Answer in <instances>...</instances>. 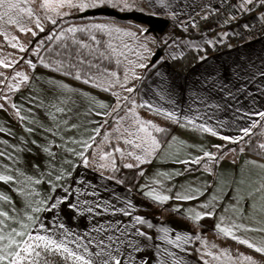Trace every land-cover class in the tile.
Masks as SVG:
<instances>
[{"label": "snow or ice", "instance_id": "6c2138e0", "mask_svg": "<svg viewBox=\"0 0 264 264\" xmlns=\"http://www.w3.org/2000/svg\"><path fill=\"white\" fill-rule=\"evenodd\" d=\"M150 2L161 5V10L172 7L169 0H150ZM225 4L237 14H252L255 11L257 15H254L253 19L264 22V0H237L235 4L225 0ZM105 7L125 11L131 8V4L129 0H0V36L14 49H19L21 52L31 51L37 60L34 62L28 58L25 63L33 72L39 64L63 77H70L82 84L108 92L115 98L114 105H110L102 100L97 101L86 92L80 93L75 87L62 80L47 81L58 92V96L57 103L50 105L49 116L52 126L43 129L54 139L49 141V146L44 147L43 151L54 160L57 153L52 151V148L55 147L73 159L64 160V164L68 167L56 168L50 162L51 171L44 173L43 178L37 179L25 176L22 172L14 175L12 174L14 170L9 165H0V182L19 185L15 190L25 196L28 201L26 211L19 213L12 206L11 198L0 192V264H166L168 258H170L169 264H186L176 250L187 253V246L194 242L201 244V248L196 249L201 264H264V261H258L251 254L238 250L233 254L230 249H219L216 244L203 239L199 234L174 232L169 227L158 228L160 235L155 239L167 246H172L175 250L167 246L161 248L157 243H150L154 241V236L147 231L156 226L144 216L134 214L136 205L130 197H121L114 190L110 191L107 184H93L84 176L73 179L75 169L82 165L86 169L94 170L103 180L124 185V179L117 178L121 168L134 169L150 163L157 153L164 150L165 145L161 141L169 129L152 119L142 117L138 109L154 112L177 127L190 128L217 136L219 133L216 128L207 123L213 115L209 110L219 111L221 107L229 105L222 106L210 102L213 93H218L222 98L227 97L229 100L238 101L241 94L254 99L247 91L246 85L259 77L262 88L256 91L264 96V63H262L257 71H252L247 64L229 69L230 75L238 82L232 87H226L221 74L206 80L204 83L207 94L193 93V104L189 105L186 111L180 109L175 100L169 101L173 105L171 109L154 105L147 100L138 101L135 96L136 87L132 84V80H139L142 77L136 75L134 69L148 68L149 65L143 62L147 60V57L141 56L127 41L122 40L120 44L113 43V40L119 36L138 40L137 33L125 31L109 23L68 24L66 27L63 24L58 25V20L66 23L64 18L70 17L73 10L84 12ZM218 9L219 5H217ZM213 11L215 10L208 9L207 15L203 18L207 19ZM235 19L236 16H231L229 22ZM45 21L56 27L45 39L38 40L30 48L20 43L18 37L9 36L8 29L15 28L20 33L37 37L45 31ZM192 26H195L194 22ZM243 27L248 29L251 26L245 24ZM78 34H82L87 40L81 39ZM98 34L107 36L108 39L102 41L98 39ZM227 35L228 33L223 34L225 37ZM219 42L223 43V39ZM207 43L213 42L208 40ZM137 47L145 52L151 51L146 40L138 43ZM126 51L136 55L137 61L128 59ZM113 58L117 67L125 61L131 65L125 69L122 78L119 72L102 67L103 62L111 61ZM200 59L203 60L206 57H200ZM21 60H24L23 56L19 60L0 59V66L14 68ZM0 77H3V73H0ZM10 79L13 83L0 80V84H4L7 92L18 91L21 85L30 82L31 77L25 71H15ZM233 87L235 92L232 91ZM73 95L89 97L91 107L88 109V115L100 117L98 121H91L95 127H92L90 131L83 125L69 122L72 113L70 105L74 106V101L71 99ZM60 96L64 99H60ZM160 98H164L162 93ZM0 99L10 103L21 121L28 119V116L21 115L22 109L17 104L11 103V96L3 89H0ZM28 100L31 102L32 97ZM2 109L4 104L0 103V110ZM27 112L31 115V108L27 109ZM61 114L68 119L61 120L59 118ZM234 115L241 121L247 119L248 126L240 127L237 136L223 135L220 138L230 143L243 142L245 147H241L240 152L246 149L254 151L261 161L251 160L249 163L264 172V111L244 112L241 106L234 110ZM32 123L36 124L35 119ZM217 123L223 127V122ZM82 127L87 133L86 137H65L62 134L65 130L79 131ZM5 131L8 130L0 127V133ZM26 132L34 133L35 128L28 127ZM253 136L261 139L253 141ZM57 137L60 140L58 144L55 139ZM98 137H100L99 141ZM175 141L176 137H172V142ZM0 143L8 145L7 140ZM121 144L125 147H121ZM168 146L171 147V143ZM11 147L15 149V145ZM215 147L218 150L221 148L220 145ZM229 151L235 152V149ZM4 157L10 161L16 160V157L7 151L0 150V158ZM76 159L80 161L79 164L74 162ZM219 160L220 156L211 151H204L202 156L192 160L178 159L176 162L188 166L200 165L202 161H211L215 164ZM206 171L214 174L210 166H206ZM139 175L143 176L144 172L141 170ZM158 175L171 179L172 174ZM152 183L160 185L163 189L162 180L156 179ZM41 184L49 185V195L41 197L40 193L32 187V185ZM58 190L62 195H56ZM138 190L160 204L173 199L192 201L204 195L199 188H187L174 193L172 189L158 191L148 184L139 185ZM128 191L131 192V189ZM104 193L108 194V198H105ZM256 194H259L260 199L264 201V178H261L259 185L250 191L248 196ZM219 199V196L214 195L210 202L200 206V211L188 209L187 218L198 225L205 217L216 216ZM243 199H246L244 195L238 196L236 202L229 205L224 210V214L218 217L219 222L215 225L217 234L264 256V226H253V223L247 221L244 210L239 204V201ZM65 205L76 214L73 220L76 216L87 219L88 225L85 230L79 231L67 226L59 214L62 206ZM253 209L255 210V205ZM175 210L179 211V209ZM260 211L264 212V208ZM42 213L54 214L50 220H45ZM249 233H258L260 236L256 238ZM149 249H155V253L148 251Z\"/></svg>", "mask_w": 264, "mask_h": 264}, {"label": "crops", "instance_id": "0c3cea01", "mask_svg": "<svg viewBox=\"0 0 264 264\" xmlns=\"http://www.w3.org/2000/svg\"><path fill=\"white\" fill-rule=\"evenodd\" d=\"M232 1L237 3V0ZM206 2V0H197V5L199 6H197V14L195 15L200 17L199 19L207 15L208 9L212 8V6L203 7L201 4L210 6L217 1L215 3ZM82 14L83 13L78 16H82ZM157 16L163 15L160 14ZM208 16L212 17L213 14ZM231 16H236V19L229 22ZM222 17V19H219L222 24H231L232 22L239 21L241 17L245 19L249 17V15L237 14V12L233 10H228ZM258 22L260 21L256 23ZM253 24H255V22L251 23L250 26ZM256 35L250 38H243L241 41L230 42L233 35L229 34L223 43L214 45L216 48L215 51L201 56L206 57V59L201 60L199 58V60L187 71L178 69L172 61L168 62L166 66L160 67L158 70L150 71L140 86L137 96L138 101L147 100L154 105L171 109L173 105L170 104L169 101L175 100L180 109L186 111L189 105L193 104V93L206 95L207 90L204 82L216 78L217 74L222 75L223 80L226 82V87H232L233 84H237L238 82L230 75L229 69L237 65L247 64L252 71H257L260 65L264 63V34L261 36ZM30 77V82L16 91L11 101V103L17 104L22 109L21 115L28 116V119L21 121L15 112H11L8 107L5 106L4 109L0 110V127H4L8 130L0 133V141H8V145L0 143V150H5L16 157L15 161H10L6 157L0 158V165H9L14 170L12 173L14 175H19V173L22 172L25 176H31L33 179H37L43 178L44 173L51 171L50 162L54 164L56 168H60L61 166L68 167L64 164V160L73 159L61 149L55 147L52 148V151L57 153V157L54 160L49 157L48 153L43 151L44 147L49 146V141L54 139L52 135L43 129L52 126L49 110L51 104L57 103L58 96V92L54 90L47 81L50 79L62 80L70 86L75 87L80 93L86 92L90 97H95L97 101L102 100L110 105H114L115 98L108 92L82 84L71 78L63 77L41 66H37L34 72L31 71ZM260 88H262L261 81L259 77H256L253 82L246 85L247 91L254 99H249V97H245L241 94L238 101L229 100L227 97L222 98L218 93H213L210 102L218 103L222 106L226 104L229 105L228 107H221L219 111L214 109L209 110L213 115L210 120H207V123L215 127L219 135L212 136L210 133H203L191 130L190 128L186 129L175 126L173 132L164 143V150L157 153L156 157L152 159L144 171V175L137 185V191L131 190V192H129L127 188L113 181L103 180L94 170L86 169L82 165L75 169L73 179L84 176L91 180L93 184H107L110 191L114 190L115 193L121 197H130L136 205L134 214L144 216L156 226L154 229H147V231L154 236V241L150 243H157L161 248L167 245L155 239L160 235L157 231L160 227H169L173 229L174 232L193 235H195L196 232L192 230L189 221L182 216H171L164 220H159L155 215L138 213V209H151L153 207V200L138 190L139 185L148 184L151 187H155L158 191L172 189L174 193L187 188H199L204 192V195L199 196L196 200L176 201L173 199L164 203V205L174 210L179 209L178 212L185 217H187L186 213L188 209L200 211V206L202 204L210 202L214 195L219 196L217 215L212 217L214 228L219 222L218 217L224 214V210L228 208L229 205L235 203L238 196L244 195L246 199L240 200L239 204L244 210L247 221L253 223V226H264V212L260 211L261 208H264V201L260 199L259 194L248 196V193L259 185L261 178H264V172L253 167L249 163L251 160L261 161L260 157L247 151L240 152L242 145H237L230 148L235 149V152H230V149L226 150L218 163L214 164L211 161H205L202 167L195 171H187L186 165L176 162L178 159L192 160L197 156H202L204 151H211L217 155L218 149L215 147L216 145L222 147L230 143L221 139V136H237L239 135L238 129L243 126H248L249 124L247 119L241 121L238 116L234 115V110L236 108H241L242 106L244 112L249 110L253 112L257 110L264 111V96L256 91ZM232 91L235 92L234 87ZM161 93L164 96L163 99L160 98ZM29 97H32L31 102L28 100ZM60 99H64V97L60 96ZM71 99L74 101V106L70 105V107H72V113L70 114L69 122L83 125L90 131L92 127H95L91 121H98L100 117L88 115V109L91 107L89 97L73 95ZM29 108L32 110L31 115L27 112ZM59 118L61 120L68 119V117L63 114H61ZM33 119L36 121L35 125L32 123ZM218 121L223 122V127L219 126L217 123ZM199 122L200 121H198V123ZM28 127H34L35 132H26V128ZM62 134L65 137L74 136L77 138L81 136L86 137L87 135L83 127L80 128L79 131L68 132L65 130ZM172 137H176L175 142H172ZM55 139L57 144L60 143L58 137ZM33 141H35V143H33ZM180 142L183 143L181 144ZM169 143H171V147L168 146ZM12 145H15V149L11 147ZM74 162L76 164L80 163L78 159L74 160ZM206 166L212 167L214 174H210L206 171ZM17 169L18 171H15ZM160 173L172 174L171 179L159 176L158 174ZM176 173L181 174L175 175ZM156 179L163 181V189L160 185H154L152 183ZM242 181L243 183H241ZM18 187L19 185L17 184L0 182V192H3L11 198L12 206L17 212L23 213L27 209L28 201L25 196L15 190ZM32 187L35 188L36 192L40 193L41 197L50 194L49 185L47 184L32 185ZM56 195H62V193L58 190ZM103 195L105 198H108L107 193ZM253 205H255V210L253 209ZM53 214L54 213H42L41 215L45 220H50ZM59 214L70 228L83 231L88 225L86 218L76 216V219L73 220L76 214L73 210L68 209L66 205L62 206V210H60ZM249 235L256 238L260 236L258 233H249ZM222 244H224V242H222ZM224 246L227 248L225 244ZM167 247L171 250H175L172 249V246ZM188 247L189 246H187V248ZM236 249L242 250L246 254L253 255L258 261H264V256L247 249L246 246L242 245V247L239 246ZM148 251L155 253V249H149ZM176 251L178 255L186 261V264H201L199 257L191 254L189 248L187 253L180 250ZM235 252L236 251L232 253L235 254ZM169 261L170 258L166 260V264H169Z\"/></svg>", "mask_w": 264, "mask_h": 264}, {"label": "rangeland", "instance_id": "374dc122", "mask_svg": "<svg viewBox=\"0 0 264 264\" xmlns=\"http://www.w3.org/2000/svg\"><path fill=\"white\" fill-rule=\"evenodd\" d=\"M206 1L208 3L209 2L215 3L217 1L213 5L210 3L211 4L210 6H205L204 4H201L203 7L212 6L211 9L215 11L217 9V5L220 6V3L223 2L221 0H206ZM129 3L131 4L130 9L125 10V11H120V9L117 8L116 10L119 12H128V11L137 10V11H141V12H144L146 14H151V15L161 14L165 17H169L170 25L167 27V29L164 32L159 33V34H154L152 32L151 33L147 32V29H148L147 25L142 24V23L123 22V21H118L114 19H105V17L96 19V20H91L90 23H109L116 27L122 28L125 31L137 33V36L139 37L138 40L127 37V36H119L118 38L113 40V43L120 44L122 40L127 41L129 44H131L132 48L135 51L141 54V56L147 57V60H144L143 62L147 63L149 67L152 64L155 54L160 49V46H163L160 62L158 65H156V67L153 70H158L160 67L166 66L168 62L173 61L174 59L180 57L181 55H183L185 52L189 50H197L200 48H204L208 44L207 43L208 40H211L213 42L212 44H208L211 46H214L220 43L219 41L221 39L225 41L226 37L229 34L231 35L237 34L245 30L246 28L243 27L245 24L250 25L251 23L258 21V20L253 19V16L257 15V12L254 11L252 14H249V17L245 19L241 17L239 21L231 23L226 26H222L217 31H213V32L204 31L203 34H201L198 37H190L184 34V30H188L189 27H193L192 26L193 22L195 24L194 27L200 30L199 23L201 19H199L200 17H197L195 15L197 14L196 12L197 6H199L197 5V0H169V3L171 4L172 7L170 9L165 8L163 10H161L162 8L161 5H159L158 3L153 4L150 2V0H129ZM90 10H93V9H89L84 12H78V11L73 10L72 15L70 17L64 18V20L67 21L69 19L78 17L79 14L81 13L84 14L86 12H89ZM215 11H213L212 18H213V23L216 24V23H220V21L218 19L219 18L218 16L216 15L214 16ZM173 13H175V16H173ZM78 23L79 22H71L68 24L80 25ZM59 24H63V26L65 27L68 25L58 20V25ZM30 26L34 27V25H30ZM55 27L56 26H53L47 21H45L44 22L45 31L43 33H40L37 37H32L31 34L20 33L19 30L15 28H9L8 33L10 37L11 36L18 37V40L20 43H22L26 48H30L31 46H34L38 40L45 39L46 36L49 34V32L54 30ZM208 27H211V26H208ZM224 33H228V35L225 37L223 36ZM263 34H264V31H260L257 33L256 36H261ZM145 40L148 42V48L151 50L150 52H145L143 49L137 47L138 43L145 41ZM126 55L128 56V59L134 62H136L138 59V57L134 55L132 52L126 51ZM21 56L24 57V60H21L19 64H16L14 68H4L0 66V73H3V77H0V80H5V83H13V81L10 78L14 76L15 71H25L30 76L32 70L25 63V61L28 58H31L34 62H36V57L32 55L31 51L21 52L19 51V49H14L11 47L10 43L5 42L3 37L0 36V59H6L8 61H11L13 58H15L19 60ZM126 64H127V61H126ZM127 67H131V65L127 64ZM149 67L148 68H138L137 67L134 69L136 75L142 77V79H139V80H132V84H134L136 87L135 96L137 100H138L137 89L140 86V84L143 82V80H145L148 74L147 71ZM5 78H8V79H5ZM25 85L26 84L21 85L20 88L24 87ZM0 89H3L4 92L10 95L11 101H12V97L16 91L14 90L12 92H7V89L4 88V84H0ZM117 91H120V90L117 89ZM0 103L4 104L5 107H7L10 104L8 102H5L3 99H0ZM138 111L142 117L149 119L148 117H145L143 114H141L139 109ZM121 147H125V146L121 144ZM207 240L210 243L216 244L219 249H225L224 244H222L223 242L222 240L216 237H212V236L208 237ZM237 250L238 249H236L235 251ZM238 251L244 252L242 250H238Z\"/></svg>", "mask_w": 264, "mask_h": 264}, {"label": "trees", "instance_id": "16d2710c", "mask_svg": "<svg viewBox=\"0 0 264 264\" xmlns=\"http://www.w3.org/2000/svg\"><path fill=\"white\" fill-rule=\"evenodd\" d=\"M104 17H105V19L117 20L116 18H113L110 16H105V15L83 16V14H82V16H78V17L67 20L65 24H68L71 22H79L78 24L85 25V24H89L91 22V20H96V19H100V18H104ZM118 21H120V20H118ZM123 22H125V21H123ZM232 23H234V22H232ZM226 25H229V24H227V23L222 24V22L215 24V23H213V18L210 16H207V19L202 18L200 20V30L196 29L195 27H189L188 30H184V34L188 35L190 37H198L201 34H203L204 31L205 32L217 31L220 27L226 26ZM208 26H211V27H208ZM78 35L80 36L81 39L87 40V38L85 36H83L82 34H78ZM232 35L233 36H232V39L230 40V42L243 40V37L240 36V34H232ZM98 39H101L102 41H106L108 39V37L101 35V34H98ZM160 49L163 50V46H160ZM215 50H216V48L214 46L207 44L204 48H200L197 50H189V51L185 52L183 55L174 59L172 62L178 69H180L182 71H187L196 61L199 60V58L202 55L211 53ZM36 60H37V58H36ZM159 62H160V59L158 62L151 64L147 73L149 74L150 71H152L156 67V65L159 64ZM37 66L43 67L42 65H39V64H37ZM102 67L107 68L110 71L119 72V74L122 78L124 75V71L127 68V64L125 61L124 64L117 67V65L115 64V58H113L111 61L103 62ZM68 78H70V77H68ZM78 82H80V81H78ZM143 82H144V80H143ZM141 84H140V86H141ZM140 86L137 89V96H138V92L140 90ZM9 105L7 106L8 109L11 112H15V110L12 109L11 106H9ZM139 110H140L141 114H143L145 117H148L149 119H152L154 122H156L162 126H165L169 129L168 133L163 136V139L161 141L164 144L165 141L168 139V137L173 132L176 125L172 124L170 121L165 120L162 116H157L154 112L148 111L147 109H139ZM17 120H18V118H17ZM109 123L111 125V120ZM255 131H258V130H255ZM252 139H253V141H259L261 138L258 136H253ZM97 140L99 141L100 137H98ZM237 145H242V147H245L243 142L241 144L228 143V144L222 146L219 150H217V155L220 156V158H221L223 153L226 150L230 149L231 147H235ZM245 151H247L253 155H256L255 152L252 150L246 149ZM89 155L91 156V152ZM204 162L205 161H202V163L200 165H195V164L188 165V166H186V169H187V171L198 170L202 167V164ZM118 163H119V161H118ZM148 165H149V163H146V164L140 165L138 168H134V169L121 168L120 172L117 173V178L118 179H124V181H125V184L121 185V186L124 188H127V189H131L132 191H137V185H138V183L142 177L139 175V172L141 170L144 172L146 170V168L148 167ZM189 168L191 170H188ZM105 175H108V173H105ZM152 202H153V207L151 209H138L137 212L155 215L159 220H164V219L171 217V216H177V215L182 216L189 221L192 230L195 231L196 234L201 235L203 239L208 238L210 236L221 239L224 242V244L226 245L227 249H230L232 252H234L237 247H239V246L242 247V245L238 244L237 242L232 241L229 238H225L223 236L218 235L217 231L214 228V221H213L212 217H205L197 225L196 222L188 219L187 217H185L180 212H178V211H176V210H174V209H172V208H170L164 204H160V203L155 202V201H152ZM188 248H189V252L191 254L199 257L196 249L201 248L200 242H194L193 244L189 245Z\"/></svg>", "mask_w": 264, "mask_h": 264}, {"label": "water", "instance_id": "95a60500", "mask_svg": "<svg viewBox=\"0 0 264 264\" xmlns=\"http://www.w3.org/2000/svg\"><path fill=\"white\" fill-rule=\"evenodd\" d=\"M88 15H105L116 18L120 21L125 22H135V23H142L146 24L148 29L147 32H152L154 34H159L164 32L167 27L170 25V19L164 16H157L146 14L141 11H128V12H119L116 9L105 7L103 9H93L89 12L83 14V16ZM162 56V50L159 49L158 52L155 54L152 64L159 61Z\"/></svg>", "mask_w": 264, "mask_h": 264}, {"label": "built area", "instance_id": "2783aa9c", "mask_svg": "<svg viewBox=\"0 0 264 264\" xmlns=\"http://www.w3.org/2000/svg\"><path fill=\"white\" fill-rule=\"evenodd\" d=\"M230 3L235 4L236 2L230 0ZM228 10H232L229 9L226 4H225V0L223 2L220 3L219 9L215 11L214 16H218V19H222L224 13ZM260 31H264V22H258L253 25H251V27L249 29H245L243 30L240 34V36H242L243 38H249L252 37L254 35H256L258 32Z\"/></svg>", "mask_w": 264, "mask_h": 264}, {"label": "flooded vegetation", "instance_id": "af4514ba", "mask_svg": "<svg viewBox=\"0 0 264 264\" xmlns=\"http://www.w3.org/2000/svg\"><path fill=\"white\" fill-rule=\"evenodd\" d=\"M99 16V15H98Z\"/></svg>", "mask_w": 264, "mask_h": 264}]
</instances>
